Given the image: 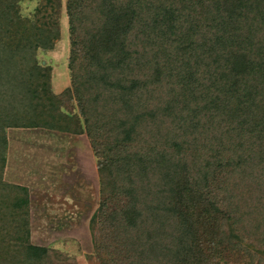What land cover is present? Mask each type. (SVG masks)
Wrapping results in <instances>:
<instances>
[{
  "label": "trees",
  "instance_id": "obj_1",
  "mask_svg": "<svg viewBox=\"0 0 264 264\" xmlns=\"http://www.w3.org/2000/svg\"><path fill=\"white\" fill-rule=\"evenodd\" d=\"M57 7L36 8L38 37L0 0V174L3 128L67 130L57 107L73 100L105 195L100 264H264V0H67L58 101L32 55L26 68L15 55L55 41ZM16 194L0 199V264L68 262L30 245Z\"/></svg>",
  "mask_w": 264,
  "mask_h": 264
},
{
  "label": "rangeland",
  "instance_id": "obj_2",
  "mask_svg": "<svg viewBox=\"0 0 264 264\" xmlns=\"http://www.w3.org/2000/svg\"><path fill=\"white\" fill-rule=\"evenodd\" d=\"M10 1L16 3L23 30L31 33L35 29L36 33L40 32L38 37L44 35V27L33 22V18L36 8L43 6L46 0ZM56 2L55 41L48 47L39 45L32 52L27 50L15 55L25 58H17L24 67L32 55L36 70L46 75L48 91L58 101L70 86L71 47L67 0ZM27 39L26 43L30 37ZM58 106L59 113L66 118L67 130L42 126L3 128L0 199L6 195L12 200L16 193L26 195L32 245L67 256L65 264H100L95 256L91 228L92 217L105 196L100 173L76 103L63 101ZM220 264L256 262L248 263L241 256L230 254Z\"/></svg>",
  "mask_w": 264,
  "mask_h": 264
},
{
  "label": "water",
  "instance_id": "obj_3",
  "mask_svg": "<svg viewBox=\"0 0 264 264\" xmlns=\"http://www.w3.org/2000/svg\"><path fill=\"white\" fill-rule=\"evenodd\" d=\"M30 245H32L31 243H30ZM32 246H35V245H32ZM35 247H41V246H35ZM43 248V247H42Z\"/></svg>",
  "mask_w": 264,
  "mask_h": 264
}]
</instances>
